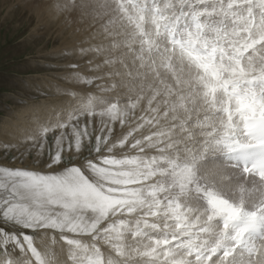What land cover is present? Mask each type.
<instances>
[{
	"label": "snow or ice",
	"instance_id": "6c2138e0",
	"mask_svg": "<svg viewBox=\"0 0 264 264\" xmlns=\"http://www.w3.org/2000/svg\"><path fill=\"white\" fill-rule=\"evenodd\" d=\"M48 7L87 38L0 142V264H264V0Z\"/></svg>",
	"mask_w": 264,
	"mask_h": 264
},
{
	"label": "rangeland",
	"instance_id": "374dc122",
	"mask_svg": "<svg viewBox=\"0 0 264 264\" xmlns=\"http://www.w3.org/2000/svg\"><path fill=\"white\" fill-rule=\"evenodd\" d=\"M48 3L49 0H0V142L6 138L16 142L12 131L27 126L22 120L30 116L28 110L38 107L42 94L55 90L61 83L68 67L65 57L73 56L74 46L85 31L78 16L55 14ZM117 65L109 66L107 72L118 70ZM105 67L103 64L101 70ZM93 72L100 77L94 78L95 84H107L101 83L102 72L96 68ZM98 90L99 95H106ZM94 127L99 128L98 121ZM113 127L115 131L121 130L118 122ZM24 147L18 145L19 151ZM52 149L54 134L49 133L45 155ZM13 154L10 150L9 161ZM4 159L0 147V162ZM53 250L59 252V246Z\"/></svg>",
	"mask_w": 264,
	"mask_h": 264
},
{
	"label": "bare ground",
	"instance_id": "6f19581e",
	"mask_svg": "<svg viewBox=\"0 0 264 264\" xmlns=\"http://www.w3.org/2000/svg\"><path fill=\"white\" fill-rule=\"evenodd\" d=\"M80 37H81V39H79V43L74 46V48H76L77 53H78V47L77 46L80 44L81 40H85L87 38V33L84 31L83 33H81ZM84 47L87 48L88 44L85 43ZM107 55H108L107 52H104V51L99 52V53L88 52V53H86L83 56L77 54L75 56V59H76V61L79 62L80 69L83 72H90V74L92 75L93 78L96 77V74L93 72L95 68L98 69L100 72H102L104 76L102 78V82L101 83L106 84V83H108V81L110 79V77L108 75L109 72H107L106 69L109 66L113 67V65H109V64L105 63V58H107ZM71 57H73V56H71ZM89 61H91V63H89ZM103 64L106 65L105 70H101L102 67H103ZM96 65H99V67H96ZM117 66L119 67V65H117ZM93 94L96 95V96H104V95H99V90L98 89ZM31 109H33L34 111H31ZM31 109L28 110V113H29L28 115H30V116L28 118L22 120L23 124H28L30 118L33 117V115H34L35 111H37L38 107H34V108H31ZM24 127H26V126H24ZM20 128H22V127H20ZM17 129H19V128H14V130L12 131V133H13L12 135L13 136L17 135Z\"/></svg>",
	"mask_w": 264,
	"mask_h": 264
}]
</instances>
